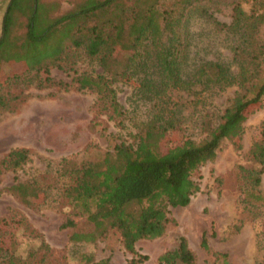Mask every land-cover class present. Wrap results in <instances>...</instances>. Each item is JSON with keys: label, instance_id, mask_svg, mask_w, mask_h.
Returning a JSON list of instances; mask_svg holds the SVG:
<instances>
[{"label": "trees", "instance_id": "1", "mask_svg": "<svg viewBox=\"0 0 264 264\" xmlns=\"http://www.w3.org/2000/svg\"><path fill=\"white\" fill-rule=\"evenodd\" d=\"M201 3L202 0H82L56 16L54 2L7 1L1 18L0 63L10 61L9 55L23 53L32 45L46 46L57 32L66 33L50 63L60 60L66 44L97 59L101 74L79 75L74 79L75 87L94 92L122 133L118 142L110 135L114 139L111 148L100 160L71 163L69 170L62 167V175L68 179L62 194L73 215L82 219L75 223L68 218L60 226L70 229V246L92 245L115 230L122 248L135 256L127 264L145 260L136 253L135 244L165 234L171 223L168 208L186 207L199 190L192 180L193 173L215 159L222 141L234 142L250 107L264 105V0H248L247 11L240 2L233 3L227 24L217 21ZM192 15L207 17L218 29L238 34L232 56L236 72L212 61L185 70L188 56L184 28ZM47 66H43L45 73ZM38 67L36 71L41 70ZM118 81L133 86L134 104L143 103L149 112L157 110L160 114L154 118L147 114L143 120L134 119L133 124L112 87ZM229 86L236 90L216 125L209 114L196 116L197 130L202 135L199 139L189 137L174 115L163 116L172 91L194 93L199 88L202 93ZM169 127L180 133L179 143L162 151L161 138ZM248 156L250 166L243 170L248 182L242 203L247 208L263 210L255 213L254 219L260 228L256 243L264 249V194L258 190L264 170V120L252 138ZM27 159L26 150L14 149L7 153L3 164L15 170ZM10 191L17 197V184L11 185ZM200 246L209 253L204 236ZM15 247L13 242L10 249L0 248V264L5 259L7 264H15ZM210 255L215 257V263L228 264L225 254ZM156 262L194 264L195 257L185 238L180 237L176 248L161 253ZM76 264H108V260L96 261L92 255L80 253ZM260 264H264V257Z\"/></svg>", "mask_w": 264, "mask_h": 264}, {"label": "rangeland", "instance_id": "2", "mask_svg": "<svg viewBox=\"0 0 264 264\" xmlns=\"http://www.w3.org/2000/svg\"><path fill=\"white\" fill-rule=\"evenodd\" d=\"M7 1L0 0V28ZM40 1L54 2L53 14L59 16L82 0ZM235 2H240L245 11L249 9L248 0H202L201 5L217 21L227 24ZM184 29L186 71L204 61H212L236 72L232 56L239 41L237 33L218 29L209 18L197 15L188 19ZM16 31L20 33L21 29ZM65 34L57 32L46 46L32 45L23 53L9 55L10 61L0 63L3 102L0 106V248L10 249L15 243V264H76L80 253L90 254L96 261L108 260V264H127L135 256L122 248L115 230L92 245L72 247L68 244L70 229L60 227L68 218L75 223L82 222L81 217L73 215L62 194L68 181L62 175L63 168L69 170L71 163L100 160L111 148L114 139L110 135L118 142L122 134L96 94L75 87L74 79L79 75L101 74L97 59L66 44L60 60L50 63ZM45 64H48L46 73ZM38 66L41 70L36 71ZM112 87L133 124L134 119L143 120L147 114L153 118L160 114L157 110L149 112L143 103L134 104L131 84L118 81L113 82ZM235 90L234 86H229L202 93L199 88L194 93L172 91L163 116L174 115L189 137L199 139L202 135L197 130L196 116L209 114L212 124L216 125ZM263 120L264 105L252 106L244 113L234 142L222 141L215 159L193 173L192 180L199 190L190 197L189 204L168 208L171 223L165 234L135 244L138 256L146 258L138 260L137 264H156L161 253L176 248L180 237L185 238L193 252L194 264H217L211 253L225 254L228 264L261 263L264 249L256 243L255 235L260 228L254 215L263 210L245 207L242 199L248 182L243 170L250 166L249 148ZM178 134L175 127L165 130L161 138L162 151L179 143ZM14 149L26 150L28 159L12 170L3 160ZM13 184L19 189L17 197L10 191ZM258 190L264 194V170ZM202 236L209 253L200 246ZM2 264H7L6 259Z\"/></svg>", "mask_w": 264, "mask_h": 264}, {"label": "built area", "instance_id": "3", "mask_svg": "<svg viewBox=\"0 0 264 264\" xmlns=\"http://www.w3.org/2000/svg\"><path fill=\"white\" fill-rule=\"evenodd\" d=\"M156 264H167V263H156Z\"/></svg>", "mask_w": 264, "mask_h": 264}]
</instances>
